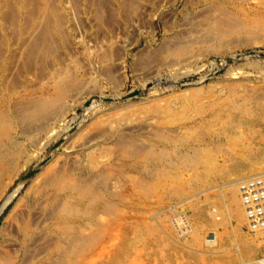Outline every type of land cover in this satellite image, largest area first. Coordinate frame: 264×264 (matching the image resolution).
<instances>
[{
  "label": "rangeland",
  "instance_id": "obj_1",
  "mask_svg": "<svg viewBox=\"0 0 264 264\" xmlns=\"http://www.w3.org/2000/svg\"><path fill=\"white\" fill-rule=\"evenodd\" d=\"M262 174L264 0H0V264H264Z\"/></svg>",
  "mask_w": 264,
  "mask_h": 264
},
{
  "label": "built area",
  "instance_id": "obj_2",
  "mask_svg": "<svg viewBox=\"0 0 264 264\" xmlns=\"http://www.w3.org/2000/svg\"><path fill=\"white\" fill-rule=\"evenodd\" d=\"M252 227L264 225V174L244 179L239 186Z\"/></svg>",
  "mask_w": 264,
  "mask_h": 264
},
{
  "label": "bare ground",
  "instance_id": "obj_3",
  "mask_svg": "<svg viewBox=\"0 0 264 264\" xmlns=\"http://www.w3.org/2000/svg\"><path fill=\"white\" fill-rule=\"evenodd\" d=\"M240 183L239 184H230V187H232V194L231 198L229 201L230 209L233 216H235L236 219H241L243 223L247 226L249 231L255 232V233H264V225L257 226V227H252L249 222H248V217H247V211H246V205L243 202L241 192L239 189ZM10 197V196H9ZM229 208V207H228ZM217 211L212 210V216L215 215ZM211 213V212H210Z\"/></svg>",
  "mask_w": 264,
  "mask_h": 264
}]
</instances>
